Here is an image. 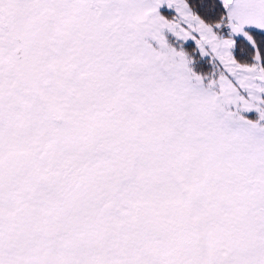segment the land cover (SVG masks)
<instances>
[{"label":"snow or ice","instance_id":"snow-or-ice-1","mask_svg":"<svg viewBox=\"0 0 264 264\" xmlns=\"http://www.w3.org/2000/svg\"><path fill=\"white\" fill-rule=\"evenodd\" d=\"M0 264H264V0H0Z\"/></svg>","mask_w":264,"mask_h":264}]
</instances>
